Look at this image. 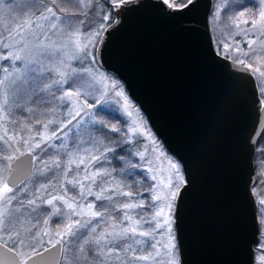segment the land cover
Segmentation results:
<instances>
[{"label":"rangeland","instance_id":"374dc122","mask_svg":"<svg viewBox=\"0 0 264 264\" xmlns=\"http://www.w3.org/2000/svg\"><path fill=\"white\" fill-rule=\"evenodd\" d=\"M94 1L98 2L99 7L94 15H90L88 10ZM117 1L119 0H55V3H52V0H47V6L52 8L57 16L70 14L74 25L48 19L50 13L27 3V0L12 3L5 1L0 5V54L11 55L13 61L16 56L24 58L15 61V69L10 66L9 60L0 61L7 70L0 77V137H3V141H0V187L6 182L10 164L15 156L30 151V148L34 156L30 176L12 187L13 193L0 200V241L17 251L20 262L37 250L61 241L64 264H168V254L163 245L170 244L175 245L171 252L173 264H179L173 211L178 190L184 183L181 166L154 134L122 82L101 69L95 60L97 43L108 25V4L113 5ZM234 3L241 4L242 0L213 2L209 23L211 32L215 31L212 34L214 45L218 47L219 53L250 66L259 90L260 86L264 88V26L253 27L251 21L264 9V0H253L249 7L239 5L224 13L227 8L231 9L230 6ZM240 11H244L246 15L239 16ZM245 20L248 21L247 24L244 23ZM52 24L57 27L52 28ZM93 33L98 35L95 36V43L88 45L87 55L69 39L73 34H78L82 46L86 43L85 37L91 39ZM225 44L228 45L227 48L224 47ZM29 60L34 63L28 64V67L41 71L43 79L29 73L31 78L21 84L24 66ZM53 67L59 68L65 75L63 91L86 93L79 99L81 103L86 100L88 104L93 105L87 112L91 113L94 120L103 121L106 126L103 129L115 131L117 139L127 143L128 153L123 158L125 165L119 164L120 167L116 168L110 163L112 152L117 146L102 140L100 132L96 131L100 128L99 124H94L88 115L82 114V119L77 118L69 125L71 117L65 119L67 110L63 106L55 102L45 107L37 104L46 101L44 97L48 95L47 92L39 90L47 87L51 79L59 78L54 72L44 71ZM77 81L79 83L69 88V84ZM80 84L85 87H80ZM51 91L55 92L56 96L62 95L56 91V86H53ZM33 97L37 101L35 105L31 102ZM48 98L51 100L50 96ZM96 100H99V104L95 103ZM101 107L105 110L112 109L121 117V126L117 119H111L101 111ZM50 121L58 122L60 127L57 128L55 123L50 124ZM45 125L48 127L45 128ZM53 132L57 133L55 137H52ZM41 134L51 139L41 142ZM94 136L99 137L100 142H93ZM37 143L40 148H32ZM101 153L104 154L103 159L98 163H89L90 156H100ZM79 158H84L85 164L77 167ZM92 173L106 175H97L95 182L84 179L85 175L91 177ZM45 185L46 188L43 187ZM89 189L93 195H87ZM123 192H131L133 196L118 194ZM81 193L84 194V199L81 198ZM101 194L112 197V209L103 206L106 200L95 199L96 195ZM56 195L64 196L70 203H76L78 210L79 205H83L86 210L87 204H93L92 211L104 213L103 217L91 218L92 227L97 230L96 234L90 235L87 230H82V235L73 241L68 240L70 236H58L57 233H62L67 223L77 219L83 223L89 217L70 215L63 201H54L52 205L43 202ZM156 196H160L161 200H155ZM29 200H34L35 204H29ZM256 202L259 233L253 264H264L261 260L264 257V197L258 196ZM125 203L142 206L125 210L122 208ZM167 203H171V210L164 208L171 220L170 236L166 227H155L156 223L162 224L163 220H153L155 213ZM35 214L40 218L30 229L31 233L21 234L18 229L26 232L22 228L26 226L22 217H28V220ZM125 216L131 217V220H125ZM113 224L116 225V231L132 224L137 225L138 233L150 232L152 235H137L139 244L133 243L131 239L123 243V248L130 245L136 249L135 252L117 249L118 256H106L101 261L96 257L90 241L96 239L101 232L112 231L110 226ZM148 242L155 246V250L148 246ZM66 244H71V248H66ZM74 246L81 248L73 249ZM73 251H79L75 256V259L79 257L78 261L73 259ZM149 254L152 259L148 261L131 259L133 256ZM70 257L72 262L69 261Z\"/></svg>","mask_w":264,"mask_h":264},{"label":"water","instance_id":"95a60500","mask_svg":"<svg viewBox=\"0 0 264 264\" xmlns=\"http://www.w3.org/2000/svg\"><path fill=\"white\" fill-rule=\"evenodd\" d=\"M213 2L173 11L162 0H119L95 60L123 83L181 166L184 183L173 211L179 264H253L259 233L254 149L264 102L250 67L216 50ZM33 164L31 151L15 156L9 186L29 177ZM62 250L57 241L20 262L0 241V264H59Z\"/></svg>","mask_w":264,"mask_h":264},{"label":"snow or ice","instance_id":"6c2138e0","mask_svg":"<svg viewBox=\"0 0 264 264\" xmlns=\"http://www.w3.org/2000/svg\"><path fill=\"white\" fill-rule=\"evenodd\" d=\"M162 2L165 5H168L169 7L172 8L173 11H181L183 10V8H188L189 6H195L197 0H162ZM5 3V0H0V5H3ZM8 3H12V0H8ZM27 3L29 4H34L37 6L38 9L43 8L45 9L48 13L51 14V16L48 19H52V20H56L58 23H63V24H73L74 25V21L71 19V15L70 14H62L61 16H57L55 12H53V9L47 6V0H27ZM52 3H55V0H52ZM176 4H182L183 8H176L175 5ZM259 7V5H258ZM246 13L244 11H240L239 12V16L243 17L245 16ZM245 24L248 23L247 20L244 21ZM252 26L253 27H257V26H264V9H261L258 13V17L252 19L251 21ZM57 25L56 24H52V28H56ZM98 35V33H93L91 34V39H89L88 37H85L86 43H84L82 46L80 45V37L78 34H73V36H70L69 39L75 43L76 47L79 48L81 51L84 52L85 55H87V48L89 44H93L95 43V36ZM225 48L228 47L227 44L224 45ZM24 59L21 56H16L15 57V61H19ZM3 60H9L11 62L10 66L15 69V61L12 60V56L11 55H2L0 54V61ZM34 63V61L29 60L26 64H25V71L23 73V76L21 77V84H24L27 82V80L29 78H31L29 76V73L35 74L36 76H40L41 79H43L42 73L41 71H39L37 68L33 67V68H29L28 64H32ZM250 67V66H249ZM7 70L4 68L3 64L0 63V77L3 76V74L6 72ZM44 71H47L49 73L54 72L56 74V76H58L59 78H53L51 79L50 83L47 85V87L40 89V92H47L48 96L51 97V100L48 101H44L45 103H52L55 102L58 105L63 106L67 111L65 113V119H67L68 117H71V120H69V125L72 123V121L77 120V118H83L82 114L88 115L90 120L93 121L94 124H99L100 128L96 129V131H100L103 128H105L106 126L104 125L103 121H96L94 120V118L91 116V113L87 112V109H91L93 107L92 104H88L87 101L85 100L83 103L80 102L79 97L81 95H86V93L82 94L80 92H76V91H63L64 86H65V75L64 73L60 72L59 68H49V69H45ZM76 83H79V81L73 83V84H69V88H72L75 86ZM56 86V91H59L62 93V95L60 96H56L55 92L51 91L52 87ZM80 87H85L84 84H80ZM19 87H17V91H19ZM118 95H120V93H118ZM96 104H99V100L95 101ZM101 111H104V109L101 107L100 109ZM6 118V117H5ZM51 123H55L56 127L59 128L60 124L58 122H49ZM48 125H45V128H47ZM135 131V130H134ZM57 135L56 132L52 133V137H55ZM51 139L48 136L42 135L40 136V140L41 142L47 141ZM0 141H3V137H0ZM93 142H100L99 141V137H95L93 138ZM4 143H6V141H4ZM25 143H28L27 141H25ZM32 148H40V144H34L32 146ZM32 149L30 148V151ZM88 151V150H85ZM104 158V154L101 153L100 156H95L92 155L90 156L89 159V163H98L101 159ZM8 159H11V157H8ZM73 163H75V161H72ZM85 164V159L84 158H79L78 163H77V167H79V165H84ZM41 175L43 173H40ZM97 175H106V173L102 174V173H92V176L89 177L87 175H85L84 179L85 180H89L91 179L93 182H95V177ZM71 183V182H70ZM77 183H79L77 181ZM81 188H83L84 186L81 184L80 185ZM44 188H46L47 186H43ZM37 191L39 192L40 189H37ZM13 193V188L9 186V184L7 182H4L2 184V187H0V200L5 199L8 194ZM120 195H123L125 197H132L133 193L131 192H123V193H118ZM176 193H172V195H175ZM87 195H93V193L91 192V190L89 189L87 192ZM81 198L84 199V194L81 193ZM96 200H111L112 197L111 196H104V195H96L95 196ZM155 200H161L160 196H156ZM54 201H63L64 204L67 205V209L69 210V214L72 216H88L89 219L86 220L85 222H81L80 219H77L75 221L69 222L64 226V231L58 232L57 235L58 236H71L73 238H78L79 235H82V230H87L89 232L90 235L92 234H96L97 230L95 227H92V219L94 217H103L105 214L102 212H98V211H92L94 205L93 204H87V209L85 210L83 205H79V210H78V205L76 203H70L68 202V200L65 199L64 196H52L51 199H47L46 201H43L44 203H47L48 205H52ZM264 203V202H262ZM29 204H35L34 200H29ZM142 205H136V204H132V203H125L122 205V208L125 210H130L132 208L135 207H141ZM168 208L169 210H171V203H167L164 205V207H161L159 211H157L153 217V220H163V223H156L155 227L157 229L162 228V227H166L169 231V236L171 235V220L170 218H168L167 213H165L164 208ZM62 216L64 215L63 213L61 214ZM125 220L130 221L131 217L129 216H125ZM139 224V222H137V225ZM137 225H132L130 224L128 227L122 228L119 231H116V225L113 224L110 227L113 229L112 231H104L101 232L97 235L96 239L91 240L90 243L94 246V250L96 253V257L103 261V259L106 256H112V255H119V252L116 251L117 249L128 252V251H132L135 252L136 249H133L130 245L128 248H123V243L126 240L131 239L133 243L139 244L140 241L138 239H136L137 235L140 237H150L152 235V233L150 232H139L138 233V228ZM59 242V241H58ZM89 241H85V243H88ZM21 244L23 243V241L20 242ZM54 246V245H53ZM148 246L150 248H153L155 250V246L151 243L148 242ZM165 251L168 254V264H173V258L171 256V252L172 249L175 247L174 244H170V245H163ZM12 249H10L11 251ZM157 256H159V251L156 252ZM131 259L133 260H142V261H148L150 259H152L151 254L149 255H143V256H133L131 257ZM262 261H264V257L261 258Z\"/></svg>","mask_w":264,"mask_h":264},{"label":"trees","instance_id":"16d2710c","mask_svg":"<svg viewBox=\"0 0 264 264\" xmlns=\"http://www.w3.org/2000/svg\"><path fill=\"white\" fill-rule=\"evenodd\" d=\"M5 1L8 2V0H5ZM14 1H18V0H12V2H14ZM252 2H253V0H242V3L241 4L234 3V4H232L230 6L231 9L230 8H227L224 11V13L229 12L230 10L232 11V8L233 7H235V6L237 7L239 5L241 7H243V6L244 7H249V5ZM105 3L108 4L107 2H105ZM108 5H109L108 8H109L110 12H109L108 21H107L106 24H109L113 20V18H114L113 5H110V4H108ZM180 5H182V4H180ZM98 7H99L98 2L97 1H94L91 4V7L88 10V13L90 15H94L95 14V11L98 9ZM222 19H223V17H222ZM214 28H215V26H213V31H214ZM210 29H211V25H210ZM215 48H216L217 51L219 50L218 47H215ZM259 95L264 100V88L262 86L259 87ZM44 98L43 99L46 100V101L50 100L48 98V95H45ZM31 102H33L34 105L37 103V101L34 99V97L32 98V101ZM37 104H39L41 107H45V106L50 105V103H45V102L37 103ZM104 113H106L107 116H109L111 119H114V120L117 119L118 124L121 126V123L123 121L122 118L119 117L117 114H115L112 109H106V110L104 109ZM97 129H99V128H97ZM98 132H100V134L102 136V140L106 141L107 144L108 143L109 144L110 143L111 144H114L115 143L116 146H117V147H115V149L112 152V161H110V163L111 164H114L116 168L117 167H120L119 164L125 165V162H124V159L123 158H125V156H127V153H128V149L126 148V146H128L127 143L125 141H121V139H119V138L117 139V133H115V131H106L105 129H102V130H100ZM116 141H117V143H116ZM103 144H105V143L103 142ZM254 170H255V182H254L253 188H252L253 189V193L255 194V197L256 198L258 196H263L264 197V129H263L260 137L258 138V140L256 142V145H255V149H254ZM112 205L113 204L109 200L108 201L106 200L104 202V204H103V206L106 207L107 209H110V208L112 209ZM36 216H38V215L35 214V216L34 215L32 217L29 216L30 219H28V220H26V218H28V217H22L21 216L23 219L26 220V221L23 220V222H24V224L26 226L25 227H22L23 228V231L26 230V232H22L21 229H18V231L21 234L31 233L30 232V229L33 228V226L35 225V223H37L36 221H38V219L40 218V216H38V217H36ZM13 224H15V223H13ZM13 224H12V226H15ZM74 239L75 238H73L71 236L68 238L69 241H73ZM67 246H69L71 248L72 245L71 244H66V248H67ZM75 247H76V249L77 248H81L80 246H74L73 249ZM255 251H256V246H254V255L256 254ZM73 252H74L73 253V259H75V256H77L79 254V251L78 252L77 251H73ZM78 258L79 257H76L75 260L78 261ZM69 261L72 262V258L71 257L69 258ZM64 262H65V258L62 259V257H61V260H60L59 264H64Z\"/></svg>","mask_w":264,"mask_h":264}]
</instances>
